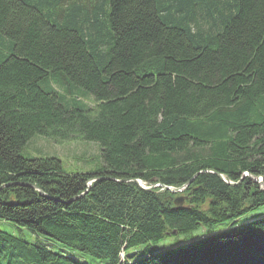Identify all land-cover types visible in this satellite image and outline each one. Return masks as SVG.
Instances as JSON below:
<instances>
[{
    "label": "trees",
    "instance_id": "16d2710c",
    "mask_svg": "<svg viewBox=\"0 0 264 264\" xmlns=\"http://www.w3.org/2000/svg\"><path fill=\"white\" fill-rule=\"evenodd\" d=\"M34 136L102 164L22 157ZM261 207L264 0H0L1 221L107 264H264V218L148 246ZM0 264L78 263L0 232Z\"/></svg>",
    "mask_w": 264,
    "mask_h": 264
},
{
    "label": "rangeland",
    "instance_id": "374dc122",
    "mask_svg": "<svg viewBox=\"0 0 264 264\" xmlns=\"http://www.w3.org/2000/svg\"><path fill=\"white\" fill-rule=\"evenodd\" d=\"M89 1V2H88ZM96 0H87V5L94 6ZM90 104V99H85ZM20 155L24 158H55L61 162L65 173H94L101 166L99 145L84 141H66L53 143L47 138L34 136L21 149ZM264 218V207L251 211L234 221H226L210 228L198 227L193 231L180 235L167 237L158 244H149L152 254H159L170 248L185 247L194 241L208 235H215L231 229L234 225H246L254 220ZM0 232L22 240L28 245L39 243L52 253L71 259L78 264H107L104 261L93 259L85 254L75 252L62 245L40 235H36L26 229L17 228L9 222L0 220ZM144 247H138L127 251L131 261L138 259ZM123 255H120L122 258ZM122 261V259H121ZM124 261V259H123Z\"/></svg>",
    "mask_w": 264,
    "mask_h": 264
},
{
    "label": "water",
    "instance_id": "95a60500",
    "mask_svg": "<svg viewBox=\"0 0 264 264\" xmlns=\"http://www.w3.org/2000/svg\"><path fill=\"white\" fill-rule=\"evenodd\" d=\"M211 173H213V172L211 171ZM217 176L221 180L225 181V179L221 175H217ZM244 176H247V174H245ZM261 181H263L262 178H258L257 180H254V182H261ZM136 183L139 185V187H141V189H145V190L151 189V187H146V185L143 182H141V181H136ZM226 183H227L228 186H235V184H233L231 182H226ZM28 186L31 187V188H33L34 190L38 191L40 195H44L43 192H41L40 190H38L35 186H33V185H28ZM155 186H158V185H154V187ZM164 188L167 189L168 191H170L171 193H179V192H181L184 189V188L176 189V188H168V187H164ZM182 201H183V199L177 198V199H175L174 203L177 204V205H179V204L182 203Z\"/></svg>",
    "mask_w": 264,
    "mask_h": 264
},
{
    "label": "bare ground",
    "instance_id": "6f19581e",
    "mask_svg": "<svg viewBox=\"0 0 264 264\" xmlns=\"http://www.w3.org/2000/svg\"><path fill=\"white\" fill-rule=\"evenodd\" d=\"M188 187V186H187Z\"/></svg>",
    "mask_w": 264,
    "mask_h": 264
}]
</instances>
